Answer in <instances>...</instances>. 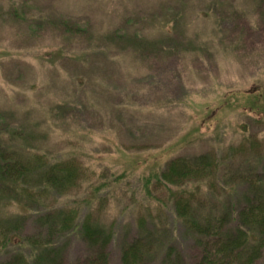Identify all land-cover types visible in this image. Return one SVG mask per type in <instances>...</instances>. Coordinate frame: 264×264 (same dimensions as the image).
<instances>
[{"label": "rangeland", "instance_id": "rangeland-1", "mask_svg": "<svg viewBox=\"0 0 264 264\" xmlns=\"http://www.w3.org/2000/svg\"><path fill=\"white\" fill-rule=\"evenodd\" d=\"M224 4L216 16L209 0H0V135L15 145L11 133L22 130L21 148L49 163L76 160L79 189L45 202L88 197L93 212L102 209L100 223L115 232L109 264H120V242L136 235L140 219L160 229L156 246L170 244L192 263V240L174 225L166 194L151 186L148 198L142 185L169 160L226 158L229 186L249 166L264 169V30H253L250 0ZM62 20L85 25L87 35L67 38L55 25ZM132 37L164 50L134 51ZM21 232H33L30 220ZM69 245L72 262L84 248Z\"/></svg>", "mask_w": 264, "mask_h": 264}, {"label": "trees", "instance_id": "trees-1", "mask_svg": "<svg viewBox=\"0 0 264 264\" xmlns=\"http://www.w3.org/2000/svg\"><path fill=\"white\" fill-rule=\"evenodd\" d=\"M209 1L215 15L219 10L224 13L227 0ZM250 3L259 16L253 30H264V0ZM230 7L228 4L227 9ZM231 12L239 20V11ZM55 25L62 35L73 40H80L88 31L85 25L67 20ZM137 41L132 37L130 42L134 51H151L152 56H157L164 50L154 41ZM11 136L15 145L0 135V253L5 255L0 264H109L108 249L115 232L113 226L100 223L102 209L93 212V201L88 197L62 202L54 208L45 202L47 194L62 199L79 189L82 170L76 160L49 163L39 152L21 148L20 140L26 139L27 133L17 130ZM248 141L255 148V141ZM244 150L241 146L233 149L232 154ZM225 159L212 154L176 157L160 173L142 180L148 198H154L151 186L164 191V207H168L174 225L180 227L185 239L192 240L194 256L189 264H260L264 258V169L249 166L252 169L241 173L236 185L229 186L222 163ZM11 204L25 206L23 214L7 215L4 209ZM146 214L150 217L152 212L148 209ZM28 220L33 224V232L22 236L21 230ZM148 223L147 219H140L136 235L130 240L122 238L120 264H187L176 247L154 244L155 235L161 231L152 222L147 229ZM73 239L83 246L84 253L69 262L65 252Z\"/></svg>", "mask_w": 264, "mask_h": 264}]
</instances>
